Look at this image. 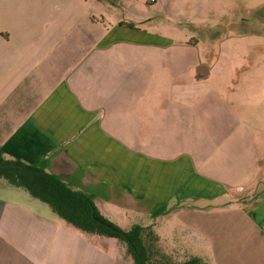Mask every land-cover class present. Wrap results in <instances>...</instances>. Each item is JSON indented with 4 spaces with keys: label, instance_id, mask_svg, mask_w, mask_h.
<instances>
[{
    "label": "crops",
    "instance_id": "0c3cea01",
    "mask_svg": "<svg viewBox=\"0 0 264 264\" xmlns=\"http://www.w3.org/2000/svg\"><path fill=\"white\" fill-rule=\"evenodd\" d=\"M78 10L0 0L1 158L82 192L122 230L151 228L173 263L264 264V112L234 107L253 100L252 84L227 93L192 59L162 83L164 39ZM257 96L264 103V84ZM206 135L213 150L190 142ZM166 218L172 237L161 234ZM82 234L0 179V264H110L106 243Z\"/></svg>",
    "mask_w": 264,
    "mask_h": 264
},
{
    "label": "rangeland",
    "instance_id": "374dc122",
    "mask_svg": "<svg viewBox=\"0 0 264 264\" xmlns=\"http://www.w3.org/2000/svg\"><path fill=\"white\" fill-rule=\"evenodd\" d=\"M36 2L37 0H28ZM59 2L63 7H76L78 13L81 7L94 13L97 19L101 16L120 19L126 23H134L140 30L164 39L165 46H156L159 52V80L178 81L176 72L170 73V68L179 65H190V60H199L211 71V83H217L225 88L233 87L237 82L252 84L253 100L247 104H236L237 111L245 113L264 112V103L260 102L257 90L264 84V55L256 53L263 47L264 38L252 30H264V8L251 11L252 7L264 5V0H45ZM106 7V12L99 5ZM101 15V16H100ZM248 24V25H246ZM250 29L251 31H242ZM190 50L189 56H173L177 51ZM168 55V57L166 56ZM208 82V81H207ZM162 83L159 82L161 88ZM231 93V91H229ZM233 106V102L231 104ZM236 111V110H235ZM232 130V129H231ZM216 138L212 135L191 140L196 146L213 150ZM243 187L249 182L250 176L239 178ZM234 186V185H233ZM48 210H51L46 205ZM58 217V216H57ZM163 225L161 234L171 236L169 230L177 228L173 218L161 219ZM158 222V221H157ZM168 231V232H167ZM83 235V234H82ZM174 235V234H173ZM180 241V232L176 234ZM94 243H106L110 256V264H132L124 257V245L117 240L98 236H86ZM117 244H119L117 247Z\"/></svg>",
    "mask_w": 264,
    "mask_h": 264
},
{
    "label": "trees",
    "instance_id": "16d2710c",
    "mask_svg": "<svg viewBox=\"0 0 264 264\" xmlns=\"http://www.w3.org/2000/svg\"><path fill=\"white\" fill-rule=\"evenodd\" d=\"M0 165L5 166H0V179L48 205L61 220L82 233L122 243L134 264H207L196 257L173 263L157 248L159 239L151 228L133 225L122 230L99 213L90 197L67 187L39 167L4 160L1 156Z\"/></svg>",
    "mask_w": 264,
    "mask_h": 264
},
{
    "label": "water",
    "instance_id": "95a60500",
    "mask_svg": "<svg viewBox=\"0 0 264 264\" xmlns=\"http://www.w3.org/2000/svg\"><path fill=\"white\" fill-rule=\"evenodd\" d=\"M196 74L197 75H200V76H207V72L205 70L204 67H199L197 70H196ZM1 167H5L4 165H0Z\"/></svg>",
    "mask_w": 264,
    "mask_h": 264
}]
</instances>
